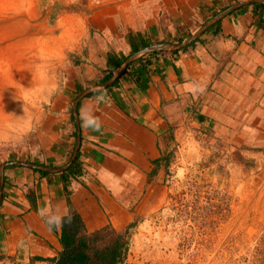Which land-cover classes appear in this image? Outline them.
Here are the masks:
<instances>
[{
	"label": "crops",
	"instance_id": "crops-1",
	"mask_svg": "<svg viewBox=\"0 0 264 264\" xmlns=\"http://www.w3.org/2000/svg\"><path fill=\"white\" fill-rule=\"evenodd\" d=\"M112 1L89 21L83 51L65 62L26 135L0 143V259L47 262L61 250L60 228L41 209L76 210L91 230L129 227L163 197L168 140L186 123L264 151V3L240 6L187 46L143 52L186 41L239 0ZM139 52L111 84L78 98ZM82 108L99 131L82 127ZM78 155L83 171L67 182Z\"/></svg>",
	"mask_w": 264,
	"mask_h": 264
},
{
	"label": "rangeland",
	"instance_id": "rangeland-1",
	"mask_svg": "<svg viewBox=\"0 0 264 264\" xmlns=\"http://www.w3.org/2000/svg\"><path fill=\"white\" fill-rule=\"evenodd\" d=\"M112 3L0 0V143L26 135L89 21ZM225 137L187 123L170 137L165 193L129 222L120 264H264V151ZM10 259L0 264H52Z\"/></svg>",
	"mask_w": 264,
	"mask_h": 264
},
{
	"label": "trees",
	"instance_id": "trees-1",
	"mask_svg": "<svg viewBox=\"0 0 264 264\" xmlns=\"http://www.w3.org/2000/svg\"><path fill=\"white\" fill-rule=\"evenodd\" d=\"M193 45V44H192ZM83 164L76 158L72 166L64 171L65 181L80 176ZM67 186V185H66ZM72 221L65 223L59 232L61 250L47 258L52 264H120L129 248V227L115 228L111 223L100 228L89 229L83 216L71 210Z\"/></svg>",
	"mask_w": 264,
	"mask_h": 264
},
{
	"label": "water",
	"instance_id": "water-1",
	"mask_svg": "<svg viewBox=\"0 0 264 264\" xmlns=\"http://www.w3.org/2000/svg\"><path fill=\"white\" fill-rule=\"evenodd\" d=\"M252 2H262L264 3V0H239L237 1L236 3H234L232 6H230L229 8L225 9L224 11H222L221 13L219 14H216L215 16H213L212 18H210L208 21H206L189 39H187L186 41L182 42V43H179V44H159V45H155V46H150V47H147L144 51H152V50H155V49H158V48H180V47H184V46H187L191 43H193L197 38L200 37V35L202 33H204L206 31V29L212 25L214 22H216L217 20H219L220 18L226 16L227 14L231 13L233 10L239 8L240 6L242 5H245L247 3H252ZM142 52H139L137 54H135L134 56L130 57V59H128V61L119 69V71L117 72V74L112 78L110 79L109 81H107L106 83L104 84H101V85H95V86H91V87H88L86 89H84L83 91L80 92L78 98L92 92V91H96L104 86H107L109 84H111L121 73L122 71L124 70V68L126 67V65L128 63H130L133 59H135L136 57H138L139 55H141ZM5 168V164L2 166L1 168V173L3 172Z\"/></svg>",
	"mask_w": 264,
	"mask_h": 264
},
{
	"label": "clouds",
	"instance_id": "clouds-1",
	"mask_svg": "<svg viewBox=\"0 0 264 264\" xmlns=\"http://www.w3.org/2000/svg\"><path fill=\"white\" fill-rule=\"evenodd\" d=\"M82 127L85 129H90L92 131H99L101 129V122L98 117L92 114L91 110L85 111L84 108L80 112ZM39 215L44 220L46 226L51 230L52 228H62L65 223H71L72 215L67 209L56 214H49L47 210L41 209Z\"/></svg>",
	"mask_w": 264,
	"mask_h": 264
},
{
	"label": "built area",
	"instance_id": "built-area-1",
	"mask_svg": "<svg viewBox=\"0 0 264 264\" xmlns=\"http://www.w3.org/2000/svg\"><path fill=\"white\" fill-rule=\"evenodd\" d=\"M5 260H3V259H0V263H3Z\"/></svg>",
	"mask_w": 264,
	"mask_h": 264
},
{
	"label": "bare ground",
	"instance_id": "bare-ground-1",
	"mask_svg": "<svg viewBox=\"0 0 264 264\" xmlns=\"http://www.w3.org/2000/svg\"><path fill=\"white\" fill-rule=\"evenodd\" d=\"M3 124H5V123H3Z\"/></svg>",
	"mask_w": 264,
	"mask_h": 264
}]
</instances>
